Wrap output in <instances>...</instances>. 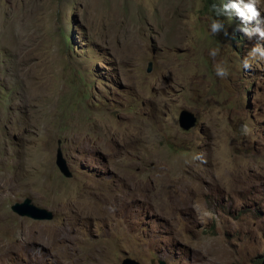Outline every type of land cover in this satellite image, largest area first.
<instances>
[{"label":"rangeland","instance_id":"obj_1","mask_svg":"<svg viewBox=\"0 0 264 264\" xmlns=\"http://www.w3.org/2000/svg\"><path fill=\"white\" fill-rule=\"evenodd\" d=\"M249 2L0 0V264L262 263L264 61H243L264 0L231 7ZM26 198L53 218L14 213Z\"/></svg>","mask_w":264,"mask_h":264},{"label":"water","instance_id":"obj_2","mask_svg":"<svg viewBox=\"0 0 264 264\" xmlns=\"http://www.w3.org/2000/svg\"><path fill=\"white\" fill-rule=\"evenodd\" d=\"M195 115L187 110H182L178 116V125L183 131H188L195 127L196 124ZM55 165L58 168L59 172L66 178L71 177V172L66 163V160L63 158L62 152L58 149L55 155ZM11 210L21 217H27L33 220H51L53 215L51 212L46 211L45 209L38 208L32 205L31 200L26 198L22 202L14 203L11 207ZM121 264H139L134 260L125 259ZM261 264H264V260Z\"/></svg>","mask_w":264,"mask_h":264},{"label":"clouds","instance_id":"obj_3","mask_svg":"<svg viewBox=\"0 0 264 264\" xmlns=\"http://www.w3.org/2000/svg\"><path fill=\"white\" fill-rule=\"evenodd\" d=\"M261 0H250V2L246 5H244L245 10H241L238 5H231V7L236 8L237 12L241 17H244L246 20H250L252 18H258L260 16V12L257 11V5H260ZM241 3H243V0H241ZM229 6H225V9H227ZM217 15H220L221 12L219 9H216ZM231 18V17H230ZM223 25L221 22H218L216 19H214L210 24L211 33L213 35H218V33L221 31ZM241 31L246 32L249 36H251V31L248 29H241ZM227 34V33H226ZM261 36H264V32L260 33ZM213 57L217 55V50H213L210 53ZM252 61H264V50L261 49V46L257 44L251 52L245 57L243 61V67L246 70H250L252 67ZM216 74L224 78L228 75V70L220 65L216 66ZM242 132L245 134L248 132L247 125H244L241 129Z\"/></svg>","mask_w":264,"mask_h":264},{"label":"bare ground","instance_id":"obj_4","mask_svg":"<svg viewBox=\"0 0 264 264\" xmlns=\"http://www.w3.org/2000/svg\"><path fill=\"white\" fill-rule=\"evenodd\" d=\"M51 191H53L54 192V188L52 187H50L49 188ZM81 199V198H80ZM82 200H84V204H83V207H84V205L87 203L88 205H89V208H88V211L90 210V201H89V199H88V196L87 197H83L82 198ZM97 200V199H96ZM80 200H76V201H73V204H78V202H79ZM81 203H83V202H81ZM70 204H72V202H70ZM94 204H96V202L94 203ZM79 205V204H78ZM76 206V205H75ZM74 206V207H75ZM98 210V209H97ZM107 213V212H106ZM3 217V216H2ZM2 217H0V221L1 220H3V218ZM58 231H65V230H58ZM56 241H59V242H65V236H59V237H57L56 238Z\"/></svg>","mask_w":264,"mask_h":264}]
</instances>
